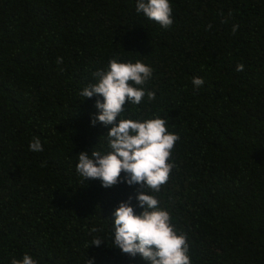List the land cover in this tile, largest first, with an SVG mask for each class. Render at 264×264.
I'll list each match as a JSON object with an SVG mask.
<instances>
[{
  "label": "trees",
  "instance_id": "trees-1",
  "mask_svg": "<svg viewBox=\"0 0 264 264\" xmlns=\"http://www.w3.org/2000/svg\"><path fill=\"white\" fill-rule=\"evenodd\" d=\"M170 3L164 29L136 0H0V264H147L112 247L108 220L129 196L142 211L139 186L75 170L77 154L106 147L112 125L92 126L97 97L79 92L112 58L150 66L156 95L119 119L159 116L180 137L168 183L148 194L192 264H264V0ZM34 137L43 151L29 150ZM97 237L107 244L86 247Z\"/></svg>",
  "mask_w": 264,
  "mask_h": 264
},
{
  "label": "clouds",
  "instance_id": "clouds-1",
  "mask_svg": "<svg viewBox=\"0 0 264 264\" xmlns=\"http://www.w3.org/2000/svg\"><path fill=\"white\" fill-rule=\"evenodd\" d=\"M135 10L161 28L167 29L173 24L170 0H136ZM238 27L232 26L233 34ZM62 62L58 57L57 63ZM236 71H243V65H237ZM152 75L153 69L141 61L121 62L118 58L109 59L106 68L92 73L94 82L85 86L79 95L84 99L97 97L95 107L99 111L91 119L92 126L97 122L112 126L101 136L106 138V147L77 154L75 170L86 181L99 180L106 189L121 182L139 186L135 200L136 207L142 211L135 212L131 204L133 197L129 196L119 202L108 219L112 247L130 257L139 255L147 264H192L186 234L177 233L170 213L160 207L154 195L148 194L160 192L168 183L176 167L171 161L179 135L169 131L168 121L159 116L144 120L119 119L126 104L138 106L145 96L149 101L155 100V92L145 88ZM192 84L199 89L204 80L193 77ZM29 150L43 151L39 138L32 139ZM102 242L106 243L97 237L86 247L89 244L98 247ZM10 264H38V261L25 253L22 259L13 257ZM86 264L93 262L86 260Z\"/></svg>",
  "mask_w": 264,
  "mask_h": 264
}]
</instances>
